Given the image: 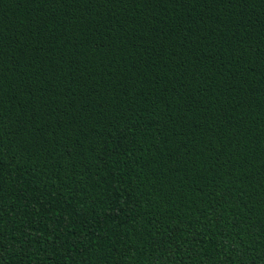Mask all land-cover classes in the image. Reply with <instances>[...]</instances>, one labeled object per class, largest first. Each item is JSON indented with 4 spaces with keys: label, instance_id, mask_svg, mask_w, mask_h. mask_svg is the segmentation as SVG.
Segmentation results:
<instances>
[{
    "label": "trees",
    "instance_id": "1",
    "mask_svg": "<svg viewBox=\"0 0 264 264\" xmlns=\"http://www.w3.org/2000/svg\"><path fill=\"white\" fill-rule=\"evenodd\" d=\"M0 264H264V0H0Z\"/></svg>",
    "mask_w": 264,
    "mask_h": 264
}]
</instances>
